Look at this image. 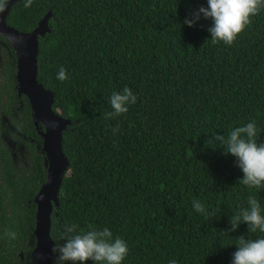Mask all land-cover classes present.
Here are the masks:
<instances>
[{
    "label": "trees",
    "instance_id": "1",
    "mask_svg": "<svg viewBox=\"0 0 264 264\" xmlns=\"http://www.w3.org/2000/svg\"><path fill=\"white\" fill-rule=\"evenodd\" d=\"M200 7L207 0H33L28 8L20 0L9 8L5 24L22 33L49 14V33L37 38L36 82L51 92L52 111L69 120L53 246L66 242V225H91L127 242L122 264H232L238 237L264 236L247 223L231 231L230 217L249 207V195L264 214V188L241 184L236 157L210 139L255 120L264 142V9L228 46L212 43L210 18L184 23ZM2 47L15 73L0 37ZM125 86L136 103L106 117L112 93ZM21 132L36 186L21 187L14 204L25 208L31 232L45 158L34 126ZM4 176L15 191L13 175ZM194 200L215 216L195 211ZM2 221L0 205L1 228Z\"/></svg>",
    "mask_w": 264,
    "mask_h": 264
},
{
    "label": "clouds",
    "instance_id": "2",
    "mask_svg": "<svg viewBox=\"0 0 264 264\" xmlns=\"http://www.w3.org/2000/svg\"><path fill=\"white\" fill-rule=\"evenodd\" d=\"M9 2L10 0H0V14L7 11ZM32 3L33 0H24V7H31ZM262 9L264 0H207V7H200L193 18H186L184 23L192 27L201 15L205 19L210 18L213 23L208 31L211 33L212 43L223 42L231 46ZM10 40L13 44L17 42L15 38ZM67 78L66 69L61 67L57 79L63 81ZM136 100V95L127 86L120 92L114 91L109 99L112 111L105 113L106 117L113 118L127 113L129 105L135 104ZM258 132L257 122L252 120L233 128L227 136L213 133L210 138L225 149L226 155L236 157L237 166L243 172L239 182L252 188H264V142H257ZM248 205L249 207L242 208L230 217L231 231H236L241 223H247L248 231L264 233V214L259 200L249 195ZM193 208L206 217L215 216V212L209 213L199 200L193 201ZM78 229V224L65 226L66 242L62 245L54 244L52 248V252L56 254L54 264H86L88 261L93 264H122L127 257V242L119 236L114 238L108 228L100 230L90 225L87 231ZM4 235L16 238L13 231H6ZM237 249L233 254L232 264H264V236L257 239L240 236L237 238ZM169 264H177V261L171 260Z\"/></svg>",
    "mask_w": 264,
    "mask_h": 264
},
{
    "label": "water",
    "instance_id": "3",
    "mask_svg": "<svg viewBox=\"0 0 264 264\" xmlns=\"http://www.w3.org/2000/svg\"><path fill=\"white\" fill-rule=\"evenodd\" d=\"M18 1L20 0H10L7 11L0 14V37L8 42L14 53L16 93L27 100L32 112V124L41 138V151L45 158V178L33 197L35 246L31 258L36 264H51L54 254L53 242L49 236L50 215L53 208L58 206L57 193L68 168L61 148V134L69 125V120L62 117L59 112L52 111L51 92L36 82L37 38L49 33L47 26L49 14L43 16L30 32H18L7 26L4 21L11 5ZM5 33L8 35H3ZM10 38H15L17 42L13 44Z\"/></svg>",
    "mask_w": 264,
    "mask_h": 264
},
{
    "label": "rangeland",
    "instance_id": "4",
    "mask_svg": "<svg viewBox=\"0 0 264 264\" xmlns=\"http://www.w3.org/2000/svg\"><path fill=\"white\" fill-rule=\"evenodd\" d=\"M12 54L0 49V205L3 227H0V264H36L31 258L35 246L33 228L30 232L27 212L23 206L17 207L15 200L21 187L34 188L36 182L31 165L32 152L26 136L21 132L32 124V112L23 96H17L14 73L11 68ZM15 81V79H14ZM10 172L16 182L13 191L4 173ZM74 175V172H67ZM1 225V224H0ZM6 231L16 233L11 239Z\"/></svg>",
    "mask_w": 264,
    "mask_h": 264
}]
</instances>
